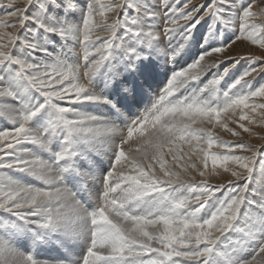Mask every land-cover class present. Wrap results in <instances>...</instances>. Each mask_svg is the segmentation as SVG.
<instances>
[{
    "label": "rangeland",
    "instance_id": "obj_1",
    "mask_svg": "<svg viewBox=\"0 0 264 264\" xmlns=\"http://www.w3.org/2000/svg\"><path fill=\"white\" fill-rule=\"evenodd\" d=\"M191 1L0 0V264H264V0Z\"/></svg>",
    "mask_w": 264,
    "mask_h": 264
},
{
    "label": "bare ground",
    "instance_id": "obj_2",
    "mask_svg": "<svg viewBox=\"0 0 264 264\" xmlns=\"http://www.w3.org/2000/svg\"><path fill=\"white\" fill-rule=\"evenodd\" d=\"M84 1V4L83 5H79L77 2H75V4L71 7V9H74L75 11H72V14H75L76 15V17L78 18L77 20H80V18L84 15V11H85V2L87 3L88 1H89V4H92V2H94V0L92 1V0H83ZM120 1V0H119ZM201 0H192L191 2H200ZM98 2V1H97ZM228 3H229V0L227 1ZM95 3V2H94ZM93 3V4H94ZM115 3H116V1H115ZM198 3H196V4H194V5H197V10H199V8L201 7V5H204V3H202V4H199L198 5ZM77 4V5H76ZM92 4V5H93ZM97 4H99V2L97 3ZM147 4V3H146ZM150 4V3H149ZM180 4V3H179ZM100 5V4H99ZM115 5V4H114ZM148 5V4H147ZM152 5V4H151ZM228 5H231L233 8H235V9H237V7H236V4H234V5H232V3L231 4H228ZM117 9H119V6H120V3H118L117 5ZM150 6V5H149ZM101 8H102V6H100ZM189 7V6H188ZM194 7V6H193ZM100 8V9H101ZM149 8H151V7H149ZM158 8H159V6H158ZM184 8H187V7H184ZM232 8V9H233ZM92 9V8H91ZM98 9V8H97ZM175 9H176V6H175ZM228 9V8H227ZM231 9V8H230ZM95 10V9H94ZM155 10H157V9H155ZM191 10V9H190ZM196 10V11H197ZM91 11V10H90ZM97 11V10H96ZM158 11H159V9H158ZM229 10H227L226 11V14H228V13H231V14H229L228 15V19H230V20H234V18H235V13H233L232 11H230V12H228ZM81 12V13H80ZM155 12H157V11H155ZM160 12V11H159ZM168 12H170V11H168ZM83 13V14H82ZM172 13V12H171ZM178 13V12H177ZM70 14V13H69ZM169 14V13H168ZM159 15V14H158ZM162 15V14H161ZM170 15V14H169ZM110 17H111V15H109ZM167 16V15H166ZM165 17V16H164ZM163 17V18H164ZM170 17V16H169ZM204 17V16H203ZM202 17V18H203ZM194 19V18H193ZM112 19H110V21H111ZM162 20V19H161ZM168 20V19H167ZM163 21H164V19H163ZM149 22V21H148ZM150 22L152 23V26L150 27L151 28V31H152V34L154 33V34H156V36H154V40L153 41H155L156 43H159V40H160V36H158V33H159V19H157V16H156V18L155 19H152V20H150ZM165 22H166V20H165ZM70 23L72 24V27H69V28H73L74 30L76 29V26H77V23L76 22H74V21H70ZM169 23V22H168ZM174 23V22H173ZM170 25H172L171 23H169ZM176 25V24H175ZM169 25H167V27H168ZM108 27H110V26H108ZM163 27V26H162ZM164 27H166V25L164 26ZM163 27V28H164ZM85 29H86V27H84ZM83 28V29H84ZM149 28V29H150ZM170 28H172V27H170ZM183 29H184V27H182ZM73 30V34H74V36L75 35H77V33L75 32ZM167 30H168V28H167ZM179 30L180 29H171V30H169V32H168V34H172V35H170L171 36V38L168 40L169 41V48L170 47H179V48H181V43L182 42H186V38L185 39H183V37H180V36H182V35H184V32H182L181 34L182 35H180L179 34ZM77 31L79 32V33H81V32H83V30L81 29V28H79V29H77ZM163 31H165V30H163ZM185 31V30H184ZM150 32V31H149ZM160 32H161V30H160ZM167 32V31H166ZM151 33V32H150ZM163 34H164V32H163ZM166 34V33H165ZM180 36H179V35ZM167 36V35H166ZM185 36V35H184ZM178 37H180V39L181 40H179V38ZM162 38V37H161ZM173 38V39H172ZM188 38V37H187ZM76 39H78V38H76ZM77 41V40H76ZM167 41V40H166ZM168 41H167V43H168ZM180 41H182L181 43H180ZM179 43H180V45H179ZM77 46V45H76ZM158 46H160V47H165V45H163V41H160V45H158ZM158 46H157V48H158ZM69 47H71V50H73L74 51V53H76L75 52V50H74V48H75V46L73 47V45L72 46H69ZM78 47H79V45H78ZM208 47V46H207ZM247 47V48H246ZM246 47L245 48H242L241 50H239V53H240V55H242V54H245V53H247V52H254L253 54H259V55H262L263 57H264V49H261V47H253V46H250L247 42H246ZM86 48V47H85ZM79 49V48H78ZM204 50V51H203ZM202 50V52H200L199 54H201L199 57H198V61L197 60H195V61H197V63L195 64V66L192 68V69H190L191 70V72H197L199 69H202L203 68V70H204V72H209V69L210 68H212L213 66H214V64L215 63H217L216 62V58H217V56H216V54L218 53V51H217V49L216 48H214V49H212L211 47H208L207 49H203ZM77 51V50H76ZM93 52V51H92ZM92 52H91V55H92ZM131 52H132V50H131ZM172 52V51H171ZM170 52V53H171ZM45 53V52H44ZM169 53V52H168ZM221 52H219V54H220ZM54 54V53H53ZM78 54V53H77ZM97 54H98V52H97ZM131 55V54H130ZM53 56V55H52ZM56 56V55H55ZM78 56V55H77ZM88 56H89V54H88ZM93 56V55H92ZM58 57V56H57ZM75 58V57H74ZM51 59V58H50ZM78 59V58H77ZM242 59V58H241ZM253 59V58H252ZM251 59V60H252ZM259 58H257V60H258ZM93 61H94V58L92 59ZM99 60V59H98ZM194 60V59H193ZM262 60V59H261ZM260 60V61H261ZM68 61V60H67ZM78 61V60H77ZM76 61V62H77ZM85 61H87V60H85ZM152 61H153V59H152ZM184 61H185V59H184ZM252 61H254V60H252ZM262 61H264V60H262ZM75 62V63H76ZM79 62V61H78ZM157 63H161L160 61H156ZM155 62V63H156ZM191 62H193V61H191ZM236 62H239V61H236ZM256 62V61H255ZM251 62L250 61V64L252 65V66H254L255 67V64L257 65L258 64V62ZM69 63V62H68ZM84 63V62H83ZM96 63V62H95ZM142 63V62H141ZM146 63H147V61H146ZM181 63V62H180ZM260 63V62H259ZM264 63V62H263ZM54 64H55V62H54ZM78 64V63H77ZM76 64V65H77ZM148 64V63H147ZM137 65V64H136ZM136 65L134 64V66H135V68H136ZM145 65V64H144ZM148 65H150V64H148ZM158 65V64H157ZM189 65H190V63H189ZM238 65V64H237ZM260 65V67L258 68V72L259 71H261V70H263L264 69V64H259ZM79 66V65H78ZM78 66L76 67V68H78ZM91 66V65H90ZM89 66V67H90ZM138 66V65H137ZM142 66H143V63H142ZM146 66V65H145ZM161 66V65H160ZM180 66V65H179ZM88 67V66H87ZM91 67H93V65L91 66ZM123 67V66H122ZM185 67V66H184ZM142 68V67H141ZM164 67H162L161 66V69H163ZM132 68H130V70H131ZM179 69H180V67H179ZM181 70V69H180ZM183 70H185V69H183ZM180 71V72H184V71ZM77 72H79L78 71V69L76 70ZM135 71H136V69H135ZM135 71H133V72H135ZM212 71V70H211ZM82 72V71H81ZM137 72V71H136ZM139 72V71H138ZM145 72H146V70H145ZM149 72V71H148ZM165 72V71H164ZM175 72H177V71H175ZM179 72V71H178ZM186 72V71H185ZM80 73V72H79ZM129 73V72H128ZM144 73V72H143ZM187 73V72H186ZM150 74V73H149ZM152 74V73H151ZM179 74V73H178ZM252 74V73H251ZM255 74V73H254ZM257 74V73H256ZM182 75V74H181ZM184 75L185 74H183V77H184ZM204 75V74H203ZM260 75V74H259ZM251 77V76H250ZM216 78V77H215ZM241 78V77H240ZM264 78V77H263ZM178 79H179V76H178ZM182 79V78H181ZM180 79V80H181ZM217 79V78H216ZM243 79V78H242ZM201 80V79H200ZM214 80V79H213ZM253 80H254V78H253ZM174 81H176V82H178V80H174ZM241 81V80H240ZM216 82V81H215ZM249 82V81H248ZM251 82V81H250ZM175 83V82H174ZM227 83V82H226ZM242 83V82H241ZM245 83V82H244ZM169 84V83H168ZM247 84V83H246ZM251 84V83H250ZM227 85V84H226ZM261 85V84H260ZM263 85V84H262ZM261 85V86H262ZM187 86H188V84H187ZM228 86H230V84L228 85ZM236 86H238V85H236ZM235 86V87H236ZM242 87H243V85H241ZM241 87V90L243 89ZM237 88V87H236ZM229 89H231V88H229ZM251 89V88H250ZM232 90V89H231ZM231 90H227V91H231ZM244 91H245V88L243 89ZM253 90V89H252ZM233 91L235 92V90L233 89ZM244 91H242V92H244ZM247 91H248V89H247ZM246 92V91H245ZM251 91H249V93H250ZM165 93H166V91H165ZM176 93V92H175ZM174 93V94H175ZM259 93V92H258ZM167 94V93H166ZM225 94H226V92H225ZM228 94V93H227ZM230 94H231V92H230ZM256 94V93H255ZM258 95V94H257ZM260 95V94H259ZM154 96V95H153ZM156 96V95H155ZM154 96V97H155ZM164 96V95H163ZM246 96H247V94H246ZM166 97V96H165ZM156 98V97H155ZM164 98V97H163ZM145 99V98H144ZM167 99V98H166ZM104 100V99H103ZM162 100V99H161ZM22 101H23V99H22ZM163 101H164V99H163ZM153 102V101H152ZM155 102V101H154ZM156 102H157V100H156ZM261 102H262V100H261ZM260 102V103H261ZM263 103V102H262ZM157 104V103H156ZM161 104V103H160ZM264 104V103H263ZM175 105V104H174ZM154 108V107H153ZM156 108V107H155ZM151 110V109H150ZM158 110V109H157ZM149 113V112H148ZM145 114V113H144ZM140 120V119H139ZM258 128V130H260V131H264V129H262V128H260V127H257ZM35 130V129H34ZM28 132H32V130H30V131H28ZM37 132V131H36ZM34 132H32V133H28L29 134V136H31L30 134H33ZM33 136V135H32ZM38 136H40L39 134H38ZM28 137V136H27ZM34 137V136H33ZM34 139V138H33ZM36 139V138H35ZM34 139V140H35ZM38 139H40V138H38ZM255 140L257 141V142H259V145L257 146V148H256V150H255V152H256V154H255V156L252 158L253 159V161L252 162H254V160L256 159V156H257V151H258V148L259 147H262L263 146V144H264V136L262 137V138H255ZM17 159V158H16ZM251 159V160H252ZM17 164H20V165H22V162H17L16 164H15V166L17 165ZM17 167V166H16ZM23 169V168H22ZM15 170V169H14ZM24 170V169H23ZM19 171H22V170H19ZM193 171H195V169H193ZM182 173H184V171H182ZM184 174H186V173H184ZM258 176V175H257ZM218 179H220V180H222L223 182H226V181H229L228 179H227V176L226 175H224V174H219V175H217L216 176ZM98 179V178H97ZM259 179V178H258ZM234 180V179H233ZM259 181V180H258ZM95 182H97V180L95 181ZM108 182V181H107ZM87 183V182H86ZM261 183V182H260ZM107 184H109V183H106V185ZM253 189H256V192H254V191H252V194H254L253 196H254V198H253V196H252V200H246L245 202H244V205L245 206H247V205H250V206H252V207H254L255 205L253 204V200H256V201H258V198H259V200H260V198L261 199H264V187H262V189H260V184L259 183H257L256 181H255V183H254V185H253ZM110 194H111V192H109ZM98 194V193H97ZM103 195V194H102ZM251 195V194H250ZM99 196V195H98ZM105 199V198H104ZM108 199V198H107ZM103 200V199H102ZM77 201V200H76ZM257 204H256V208H257V214L261 217V219H258V221H259V225H257V226H260V222L262 223V222H264V220H263V217H264V211H262L263 210V208L264 207H261L262 208V210H261V208L259 209L258 207H260L261 206V203L260 202H256ZM77 204H78V202H77ZM192 205V204H191ZM259 205V206H258ZM81 209H84L85 210V208L84 207H80ZM90 208V207H89ZM88 208V209H89ZM78 209V208H77ZM87 209V208H86ZM102 210V209H101ZM93 211V210H92ZM91 211V212H92ZM255 211V210H254ZM253 211V212H254ZM262 211V212H261ZM253 212H250V213H253ZM110 213V212H109ZM82 215H86V213L85 212H82L81 213ZM102 214V213H101ZM99 218V217H98ZM107 220V219H106ZM107 221H109V220H107ZM101 222V221H100ZM95 225V224H94ZM105 225V224H104ZM106 228V227H105ZM176 228H177V226L176 225H173V226H168L167 227V236L168 237H170L171 236V234L172 233H175V235H176ZM256 229H259L258 227H256ZM94 234V233H93ZM94 236V235H93ZM91 239V238H90ZM92 242V241H91ZM229 244H231V243H229ZM233 245V244H232ZM227 253V252H226ZM227 256V255H226ZM228 257V256H227ZM230 259V258H229ZM226 260V259H225ZM255 264V263H254Z\"/></svg>",
    "mask_w": 264,
    "mask_h": 264
}]
</instances>
